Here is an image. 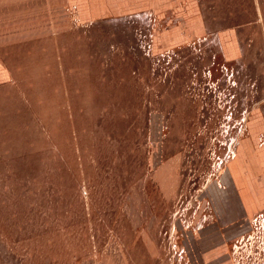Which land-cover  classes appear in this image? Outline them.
<instances>
[{
	"label": "rangeland",
	"instance_id": "1",
	"mask_svg": "<svg viewBox=\"0 0 264 264\" xmlns=\"http://www.w3.org/2000/svg\"><path fill=\"white\" fill-rule=\"evenodd\" d=\"M179 1L84 22L69 0H0V264H185L238 142L264 148V0ZM186 23L202 33L155 45ZM255 214L238 264H264Z\"/></svg>",
	"mask_w": 264,
	"mask_h": 264
},
{
	"label": "crops",
	"instance_id": "2",
	"mask_svg": "<svg viewBox=\"0 0 264 264\" xmlns=\"http://www.w3.org/2000/svg\"><path fill=\"white\" fill-rule=\"evenodd\" d=\"M69 2L75 7L78 19L84 22L115 19L118 16L122 18L145 11L152 13L156 19L165 20L167 17L165 10L161 9L162 4L168 3L169 13L172 14L176 13L177 7L181 4L179 0H69ZM154 26L153 24V28ZM175 26L174 24L156 29L154 43L157 47L172 46L203 31L201 24L196 27L194 23H186L183 29ZM223 35L226 37L222 41L223 55L226 60H232L235 58L231 55V49L235 50L234 39L231 40L228 34ZM257 142L258 134L252 132L238 142L236 152L240 157L237 156L238 160L233 158L228 163L222 177L223 186L212 185L208 190L206 204L211 206V211L195 215L192 225L182 230L180 247L184 252L185 264H237L234 249L238 247L243 249L242 246H247V241L255 245V239L260 231L254 228L252 220L256 211L264 206V165L261 166L264 163V148Z\"/></svg>",
	"mask_w": 264,
	"mask_h": 264
},
{
	"label": "built area",
	"instance_id": "3",
	"mask_svg": "<svg viewBox=\"0 0 264 264\" xmlns=\"http://www.w3.org/2000/svg\"><path fill=\"white\" fill-rule=\"evenodd\" d=\"M239 248V247H238ZM238 248H235L234 251L236 252ZM253 253V252H252ZM238 264V263H237Z\"/></svg>",
	"mask_w": 264,
	"mask_h": 264
},
{
	"label": "bare ground",
	"instance_id": "4",
	"mask_svg": "<svg viewBox=\"0 0 264 264\" xmlns=\"http://www.w3.org/2000/svg\"><path fill=\"white\" fill-rule=\"evenodd\" d=\"M251 131H252V128H251Z\"/></svg>",
	"mask_w": 264,
	"mask_h": 264
}]
</instances>
